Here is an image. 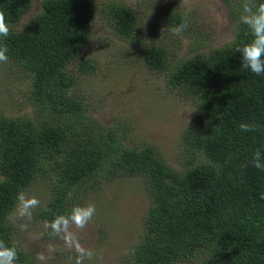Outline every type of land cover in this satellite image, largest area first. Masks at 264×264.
Listing matches in <instances>:
<instances>
[{"label": "trees", "instance_id": "16d2710c", "mask_svg": "<svg viewBox=\"0 0 264 264\" xmlns=\"http://www.w3.org/2000/svg\"><path fill=\"white\" fill-rule=\"evenodd\" d=\"M244 3L230 7L234 25L226 43L169 62L161 47L142 54L148 68L162 72L166 86L181 90L196 108L181 137L187 160L173 168L151 144L125 145L126 125H101L69 91V63L90 32V0H41L40 11L19 31L14 25L31 0H0L9 28L0 46L28 75L31 106L30 115L0 112V241L16 248L15 264H32L11 241L6 223L19 191L37 177L47 179L50 197L36 216L52 222L68 216L102 179L122 175L141 177L148 198L128 264L193 258L199 264H264V170L251 164L257 149L264 156V74L241 66L236 51L253 38L241 20ZM106 14L116 34L132 41L134 11L111 3ZM168 16L170 26L184 21ZM75 67L80 73L93 69L82 60ZM241 122L256 130L241 131Z\"/></svg>", "mask_w": 264, "mask_h": 264}, {"label": "rangeland", "instance_id": "374dc122", "mask_svg": "<svg viewBox=\"0 0 264 264\" xmlns=\"http://www.w3.org/2000/svg\"><path fill=\"white\" fill-rule=\"evenodd\" d=\"M240 1L188 0L185 4L184 0H90V32L77 57L69 63V91L81 101L85 113L101 125H126L125 145L136 148L151 144L168 165L179 168L187 160L181 137L196 108L181 90L168 88L162 72L148 68L142 54L150 46L161 47L169 62L228 42L234 25L231 8L241 7ZM40 2L31 0L29 9L14 25L15 30L32 20L40 11ZM111 3L134 11L137 23L132 41L113 30L106 14ZM171 14L187 21L188 27L179 35L172 32L176 26L168 23ZM79 60L90 63L92 71L80 73L75 67ZM27 92L28 75L9 60L0 62V112L12 117L30 115ZM22 190L36 197L39 206L50 197V184L45 178H35ZM147 203L143 179L138 175L102 179L86 192L79 205H95V214L83 229L73 224L67 230L74 244L93 252L84 264H128V251L141 235ZM15 205L6 216L10 238L29 254L32 264H76L79 254L74 244H66L67 233L57 235L50 227L52 222L39 219V206L33 210L31 221L13 222L9 216ZM21 223L28 224L27 230L20 229ZM198 262L193 258L169 264Z\"/></svg>", "mask_w": 264, "mask_h": 264}, {"label": "clouds", "instance_id": "9594fccd", "mask_svg": "<svg viewBox=\"0 0 264 264\" xmlns=\"http://www.w3.org/2000/svg\"><path fill=\"white\" fill-rule=\"evenodd\" d=\"M187 4L188 0H184ZM243 15L241 17L242 23L248 27L251 32L252 40L236 49L241 54V66L250 69L253 73L260 75L264 74V2L253 6L248 0L242 6ZM188 27L187 21H183L178 26L172 29L173 34L179 35ZM9 35V28L6 24L4 13L0 12V37H7ZM8 49L0 46V62L7 60ZM71 95V93H69ZM195 110H189L191 113ZM239 128L243 132H252L256 130V126L247 122H241ZM251 164L260 170H264V156L261 150L254 151ZM16 205L13 214L9 219L15 222L16 220L31 221L33 210L37 208L40 201L34 197L29 196L23 190L19 191L16 195ZM95 205L88 204L85 206H74L68 216L59 215L52 221L50 227L57 235L67 233L71 225H75L79 229H83L95 214ZM20 229L27 230L28 224L21 223ZM66 244L72 247L74 240L70 233H67ZM78 257L76 264H84V260L91 259L93 252L89 249L82 247L79 243L74 244ZM17 258V251L15 247L6 246L3 241H0V264H14Z\"/></svg>", "mask_w": 264, "mask_h": 264}]
</instances>
